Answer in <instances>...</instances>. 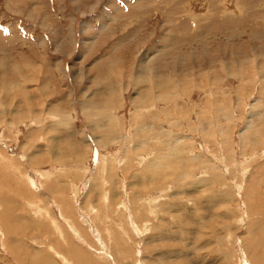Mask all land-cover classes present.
I'll list each match as a JSON object with an SVG mask.
<instances>
[{"label":"rangeland","instance_id":"374dc122","mask_svg":"<svg viewBox=\"0 0 264 264\" xmlns=\"http://www.w3.org/2000/svg\"><path fill=\"white\" fill-rule=\"evenodd\" d=\"M244 256L264 259V0H0V264Z\"/></svg>","mask_w":264,"mask_h":264},{"label":"bare ground","instance_id":"6f19581e","mask_svg":"<svg viewBox=\"0 0 264 264\" xmlns=\"http://www.w3.org/2000/svg\"><path fill=\"white\" fill-rule=\"evenodd\" d=\"M135 113H136V112H135ZM105 161H107V159H106ZM103 162H104V161H102V163H103ZM102 163H101V164H102ZM246 167H247V166H246ZM30 172H31V171H30ZM149 202H150V200H149ZM1 204H2V203H1ZM149 204H150V203H149ZM149 204H148V205H149ZM152 210H153V209H152ZM125 211H126V210H125ZM263 260H264V259H262V258L260 259V258H259V259L256 260V263H257V264H264ZM248 261H249V260L244 256L243 259H242V263H243V264H249ZM240 262H241V261H240ZM38 263H39V262H38ZM242 263H240V264H242Z\"/></svg>","mask_w":264,"mask_h":264}]
</instances>
